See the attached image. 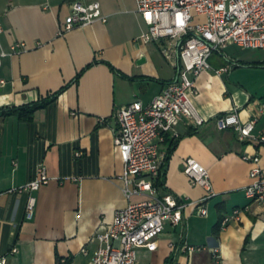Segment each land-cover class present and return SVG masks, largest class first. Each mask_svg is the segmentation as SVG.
<instances>
[{
    "label": "crops",
    "instance_id": "1",
    "mask_svg": "<svg viewBox=\"0 0 264 264\" xmlns=\"http://www.w3.org/2000/svg\"><path fill=\"white\" fill-rule=\"evenodd\" d=\"M94 1L106 20L61 34L74 0H0V53H7L0 66V109L40 102L63 89L33 121L0 114V258L6 264H88L96 233L130 201L115 145L117 111L136 98L151 103L176 78L163 53L169 40L140 38L149 27L137 0L85 3ZM18 44L23 47L14 51ZM241 50L251 49L229 45L213 53L212 68L196 77L193 100L206 124L197 128L183 119L160 144L164 159L169 156L162 193L203 201L208 214L188 206L180 225L166 224L156 250L138 251V264H214L211 247L219 248L223 264H264V205L245 194L254 167L245 156H259L264 173V142L242 141L235 129L220 130L215 122L238 109L244 121L259 116L256 134L264 135V113L258 110L264 84L251 82L252 75L264 74V58H246ZM187 158L208 168L214 196L184 172ZM42 167L52 180L35 193V212L28 218L29 193L21 187ZM236 208L240 220L214 234L220 217ZM187 245L203 250L189 251Z\"/></svg>",
    "mask_w": 264,
    "mask_h": 264
},
{
    "label": "built area",
    "instance_id": "2",
    "mask_svg": "<svg viewBox=\"0 0 264 264\" xmlns=\"http://www.w3.org/2000/svg\"><path fill=\"white\" fill-rule=\"evenodd\" d=\"M138 11L149 29L140 37L145 43L168 39L163 49L165 57L176 67V78L168 83L162 92L147 105L136 98L117 111L118 129L115 145L124 163V191L129 204L116 211L113 222L95 235L97 248L88 264H138V251H154L158 247L159 236L166 224L178 226L183 221V212L190 205L200 206L201 214L208 209L203 201L189 202L173 193H162L155 186L164 161L160 144L164 135L174 131L183 120L200 128L207 120L199 113L193 97L198 93L196 77L212 68L210 57L213 53H223L229 45L244 49H264V0H137ZM96 20H106L99 1L85 3L74 0L71 13L67 16L60 33L76 26H86ZM4 31L0 18V35ZM15 45L13 50L22 48ZM6 52L0 53V66ZM230 68L216 70L217 73ZM259 112L264 113V103H258ZM259 116L247 121L240 117L238 109H233L215 118L220 130L235 129L242 141L259 140L264 135L256 134ZM252 160L254 167L250 176L252 182L245 188L247 198L264 205V173L260 157L245 156ZM184 172L193 184L205 187L214 196L208 168L194 158L184 162ZM52 180L45 167L39 175L21 187L29 193L26 207L27 217L35 212L36 192ZM135 195L145 199L132 201ZM241 209L236 208L222 220V228L232 221L240 220ZM189 251L203 250V247L187 245ZM12 252H18L14 247ZM214 264H223L218 247H211ZM89 255L87 248L82 249ZM6 257L0 264H6Z\"/></svg>",
    "mask_w": 264,
    "mask_h": 264
},
{
    "label": "trees",
    "instance_id": "3",
    "mask_svg": "<svg viewBox=\"0 0 264 264\" xmlns=\"http://www.w3.org/2000/svg\"><path fill=\"white\" fill-rule=\"evenodd\" d=\"M80 75H81V73L79 74V76ZM62 90L58 91L51 98L43 100V101H40V102H35V103L23 105V106L4 107V108L0 109V114L5 115V116L17 115V116L20 117L21 120L33 121L35 113L39 109L46 107L50 102L54 101L56 96ZM168 162H169V156L164 159V161H163V163H162V165L160 167V175L155 180V186L158 187L161 190V192L163 191V189L165 190ZM220 206H221V204L219 205V207ZM223 218L224 217L221 216L220 219H219V222L215 226V229H214L215 233L214 234H216V235H219V233H220V231L222 229V220H223ZM166 264H170L169 260L166 262Z\"/></svg>",
    "mask_w": 264,
    "mask_h": 264
},
{
    "label": "rangeland",
    "instance_id": "4",
    "mask_svg": "<svg viewBox=\"0 0 264 264\" xmlns=\"http://www.w3.org/2000/svg\"><path fill=\"white\" fill-rule=\"evenodd\" d=\"M232 49H236L239 50L236 47H233ZM240 51V50H239ZM242 54L244 57L246 58H250V59H260V58H264V50H241ZM251 82L252 84L255 83L256 86H261V84H264V74L263 72H259L255 75L251 76Z\"/></svg>",
    "mask_w": 264,
    "mask_h": 264
}]
</instances>
